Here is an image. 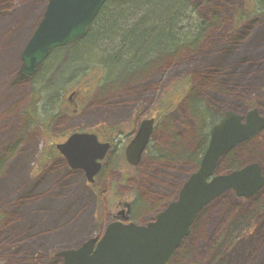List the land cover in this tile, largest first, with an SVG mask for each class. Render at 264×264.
<instances>
[{
	"label": "rangeland",
	"instance_id": "374dc122",
	"mask_svg": "<svg viewBox=\"0 0 264 264\" xmlns=\"http://www.w3.org/2000/svg\"><path fill=\"white\" fill-rule=\"evenodd\" d=\"M48 2L0 0V161L5 160L0 171V264H57L53 257L57 250L77 247L88 238L104 233L119 210L120 200L132 202L137 208L133 214L137 223L151 221L175 198L178 187L193 170L194 157L208 128L205 129V125L210 122L205 118H199L198 122L188 99L173 93L174 88L178 86L177 91L184 93L188 87L182 83L190 79V89L195 92L198 81L206 80L204 69L216 66L225 52L231 54L225 58L236 69L243 89L239 90L237 98L221 96L223 98L219 104L214 103V107L238 113L257 109L264 117V20L253 17V20L239 22L236 16L237 11L243 9L248 14L255 8V2L196 0L191 6L193 12L188 13L193 23L197 24L198 20L213 13L222 23L203 42L200 54L204 57L189 63L185 57L188 54L180 52L179 57L173 62L168 60L158 72L151 69L126 82L105 77L88 95L89 104L85 110L74 120L61 116L48 137L31 125L25 107L32 103L35 86L41 77L49 74L53 60L49 66L45 64L40 77L15 83L23 48L41 21ZM4 36L10 37L9 43H4ZM223 59L219 61L226 62ZM240 59L249 62L238 63ZM196 69H201L197 76ZM250 72L253 73L248 74ZM90 76L94 77L89 75L86 79ZM234 79L230 81L233 83L237 77ZM147 83L149 88L141 89ZM75 86L68 84L65 92L60 89L57 96L55 88L54 101L46 98L40 105L41 114L46 118L57 115L61 107L65 110L66 100ZM129 87L139 89L127 92ZM167 95L174 97L164 99ZM162 101L165 102L164 109H161ZM174 106L172 112L159 118ZM137 112H144L148 118L157 121L161 119L157 122L152 152L144 156L137 169L126 162L124 148L116 153L112 151L96 183L90 185L83 171H71L60 157L52 161L42 157L47 147L65 141L70 132L78 128H92L93 133L102 136L103 127L111 130L119 124V131L128 134L138 125L135 121ZM119 140L124 144L128 142L124 135ZM251 141L264 147V132ZM263 157L258 158L264 166ZM228 163L226 159L221 163L219 173L228 172ZM144 208L147 209L145 212ZM257 211L258 208H251L247 213L252 215ZM233 217V210L224 214L221 207L205 213L194 230L192 241H187L184 246L188 245L187 254L177 256L171 264H229L234 262L232 259L240 260V264H264L263 240L253 241L254 235L241 236L242 227L237 226V221L231 222ZM49 228L54 230L47 235Z\"/></svg>",
	"mask_w": 264,
	"mask_h": 264
},
{
	"label": "trees",
	"instance_id": "16d2710c",
	"mask_svg": "<svg viewBox=\"0 0 264 264\" xmlns=\"http://www.w3.org/2000/svg\"><path fill=\"white\" fill-rule=\"evenodd\" d=\"M194 1L196 0H108L92 24L86 38L73 45L56 50L46 62L49 66V63L53 60L51 68H48L49 74L41 77V81L35 86L32 103L25 110L31 125L41 129L48 137H51L50 130L56 116L51 115L45 118L40 112V105L46 98L54 101L55 88L57 96L60 89L64 91L68 84L73 83L76 85L73 90L85 89L91 94L93 88L101 80L104 81L105 77H107V80L118 78L119 82H126L137 74L148 73L151 69L158 72L168 60L173 62L176 57H179L180 52L188 54L185 57L189 60V63L197 61V58L204 57L200 54L203 42L210 33L221 27L222 23L221 18L215 13L204 20H198L197 24L193 23L188 13L189 11L193 12L191 6ZM251 1L255 2V8L248 11V14L244 12V9L237 11L236 16L239 22L253 20V17H261L260 19L264 20V0ZM194 53H198V57H196L197 55L192 56ZM228 55L231 54L227 51L220 56L225 58ZM190 57L191 59H189ZM223 60L226 62L217 61L216 66H209L204 69L206 70L204 75L206 80L202 81L203 83L197 80L199 84L195 92L187 90L184 93H179L177 91L178 86L174 88L175 92H173L180 95L182 99H188L190 109L194 112V118L208 119L211 126H214L220 120L222 111V109L219 110L214 107V103L219 104L223 97L237 98L236 95L239 90L243 89V86H240L236 69L230 64L231 61L229 62L227 58ZM244 61L249 62L240 59L238 63ZM200 71L201 69L196 71V76ZM89 75L94 77L90 76L89 79H86ZM234 76L237 79L232 83L230 79L233 80ZM80 78H82L81 81L76 83ZM182 84H186L190 89L191 81L188 79ZM130 87L127 92L138 91L139 89ZM148 88V83L143 88L141 87L144 90ZM189 93L191 95H188ZM173 97V95H167L164 99H173ZM164 103L162 101L161 109L165 108ZM175 108L174 106L167 109L159 115V118H164ZM61 111L63 110L60 108L57 115ZM47 118L49 119L47 120ZM253 143L252 141L247 142L227 156L229 161L227 165L228 172L241 168L248 162L260 161L258 157L264 156V147H258ZM56 154L55 147L50 145L44 150L42 157L47 161H51ZM4 165L5 160H1L0 171ZM229 202L234 203L235 207L230 206L225 210L233 209L235 212V217L232 218L231 222L237 221V226L242 227L241 236L243 234H248L247 236L254 235L253 241L263 240L264 242V203L262 202L258 211L252 215L247 213L253 208L252 203L245 200L239 201L236 198L225 199L218 208ZM153 205L154 203L150 206ZM238 208L240 209L237 210ZM52 230L54 229L49 228L47 235L52 234ZM218 244L219 241H217L216 246ZM36 255H33V257L35 258ZM232 261L234 262H229V264H240L238 259H232Z\"/></svg>",
	"mask_w": 264,
	"mask_h": 264
},
{
	"label": "water",
	"instance_id": "95a60500",
	"mask_svg": "<svg viewBox=\"0 0 264 264\" xmlns=\"http://www.w3.org/2000/svg\"><path fill=\"white\" fill-rule=\"evenodd\" d=\"M107 1L49 0L42 20L23 49L16 82L33 79L56 50L86 38ZM154 124V119L145 120L128 146L126 156L130 165L140 163ZM263 129L264 117L257 109L245 116L228 112L213 129L199 170L155 222L146 226L112 222L102 236L91 237L77 248L61 249L57 256L63 258V264H167L189 235L200 211L211 201L228 191H234L240 198H251L264 187V174L258 163L228 175H216L221 158ZM56 148L70 168L83 171L87 182L92 184L111 145L100 143L94 134L76 133Z\"/></svg>",
	"mask_w": 264,
	"mask_h": 264
},
{
	"label": "flooded vegetation",
	"instance_id": "af4514ba",
	"mask_svg": "<svg viewBox=\"0 0 264 264\" xmlns=\"http://www.w3.org/2000/svg\"><path fill=\"white\" fill-rule=\"evenodd\" d=\"M203 4V3H202ZM37 27V26H36ZM36 27H35V29H36ZM35 29H34V31H35ZM33 31V32H34ZM33 32H32V34H33ZM31 34V35H32ZM29 40V39H28ZM22 54V53H21ZM21 57V56H20ZM21 60V59H20ZM20 71V70H19ZM17 79V78H16ZM15 79V80H16ZM29 81H31V80H29ZM28 81V82H29ZM15 83H19V82H15ZM190 86V85H189ZM188 90H189V88H188ZM191 91H192V89H190ZM90 94V92L88 91V90H82V89H75V90H73L70 94H69V96H68V99L66 100V105H65V107H64V109L65 110H63V111H61L60 112V114L59 115H55L56 117L54 118V121H53V124H52V126L54 125V123L61 117V116H65V117H69V119H72V120H74V119H76V117H78L79 116V114H80V111H82V110H85V108L88 106V102H89V98H90V96H88ZM188 95H191V93H189ZM31 105V103L29 104V105H27L26 107H25V109H27L29 106ZM61 109H62V107H61ZM248 111H250V109L249 110H246V111H243L242 112V114H246ZM228 112H233V113H236V114H238V112H235V111H233L232 109H225V110H222L221 111V114H220V120H218L215 124H214V126H211L210 125V122L209 121H207V123H206V125H205V129L207 128V126H208V128L205 130V133H206V135L204 136V138L202 139L203 140V142H204V144H203V142H202V145H200L199 146V148H198V151H197V155H195V160H194V168H193V170H191L188 174H187V176H186V178H185V180L183 181V183L178 187V189H177V192H176V194H175V198L170 202V203H168L167 205H165V207H163V208H161V210H159V212H157L156 213V215L151 219V221H149V222H147V223H144V224H139V223H137V221H136V219H134L133 218V214L135 215L136 214V211H137V208H135L134 206H133V204H132V202H127V201H123V200H120L119 201V203H118V212L117 213H115L114 215H113V221L112 222H115V221H119V222H121V223H124V224H131V223H135V224H137V225H142V226H146V225H148V224H150V223H153V222H155V220H156V217L160 214V213H162L171 203H173V202H175L177 199H178V197H179V194H180V192H181V190L183 189V187H184V185L186 184V182L190 179V177L195 173V172H197L198 170H199V168H200V166H201V163H202V159H203V157H204V155H205V153H206V151H207V149H208V146H209V143H210V139H211V134H212V131H213V129L224 119V117H225V115L228 113ZM138 113V114H137ZM136 113V118H135V121H136V123L138 124L136 127H133L132 129H131V131L127 134V133H122V131H119L120 129L118 128V125L119 124H116V125H114V126H112L111 127V130H106V128L105 127H103L102 129H101V131H102V136L99 134V133H93V130H91L92 128H88V129H82V128H78L77 130H72L71 132H70V134L67 136V138L65 139V141H63V142H61V143H65L67 140H68V138L71 136V135H73V134H75V133H87V134H94V135H97V137H98V140L101 142V143H109V144H111V151L107 154V156L105 157V159H104V161L102 162V169H101V171H100V173L97 175V177L95 178V181H94V183H96V181H97V178H98V176L103 172V169H104V162L106 161V159L108 158V156H109V154L112 152V151H114V153H116V151H119V149H122V148H124V155H125V159H126V162L129 164V162H128V160H127V156H126V150H127V148H128V146L130 145V143L133 141V139L135 138V136H136V134H137V132H138V130H139V128H140V126H141V124L145 121V120H148V119H152V118H148V114H144V112H137ZM27 116V115H26ZM104 118V117H103ZM155 119V118H154ZM99 121V120H98ZM104 120H102V122H103ZM159 121H161V119L160 120H156L155 119V124H154V132H153V135H152V137H151V139H150V141H149V143H148V145H147V147H146V149H145V151H144V153H143V155H142V157H141V161H140V163L137 165V166H132V165H130L131 167H133L134 169H137V168H139L141 165H142V162H143V159H144V156L146 155V154H148L150 151H151V147H153L152 145H153V140H154V137H155V133H156V129H157V122L159 123ZM246 122V120H245V118H244V120H243V123H245ZM99 123H101L100 121H99ZM96 127L97 126H95L94 127V129H96ZM52 129V128H51ZM264 132V129L259 133V134H257L256 136H259L260 134H262ZM122 135H124L125 136V138H126V140H128V142H127V144H124L122 141H120L119 139H120V137L122 136ZM255 136V137H256ZM202 138V137H201ZM253 139V138H252ZM251 139V140H252ZM251 140H249V141H247V142H250ZM247 142H245V143H242V144H240L239 146H241V145H243V144H246ZM254 144V143H253ZM238 146V147H239ZM237 147V148H238ZM57 151V154H56V156L54 157V158H61L62 160H63V162H65L68 166H69V164H68V162H67V160H66V158L65 157H63L62 155H60V153H59V151L58 150H56ZM152 152V151H151ZM231 153V152H230ZM229 153V154H230ZM154 154V153H153ZM228 154V155H229ZM228 155H226L225 157H223V158H221L220 159V161H219V165H218V168L216 169V175H220L221 173H219V169H220V165H221V163L226 159V163L228 162V158H227V156ZM254 163H258L261 167H262V170H263V174H264V166L262 165V163H260V161H256V160H254L253 161ZM253 162H250V163H253ZM250 163H246L245 165H247V164H250ZM244 165V166H245ZM69 168H70V166H69ZM237 169H240V168H237ZM237 169H235V170H237ZM70 170L71 171H74L75 172V170H72L71 168H70ZM230 172V171H229ZM228 173V172H227ZM224 174H226V173H224ZM209 181H211V179L209 180ZM94 183H92V184H94ZM87 184H89V183H87ZM231 198H236L237 200H239V201H243V200H245V201H247V202H249V203H252V205H253V208H259V206H260V204L263 202L264 203V187L263 188H261L256 194H254L251 198H244V197H242V198H240V197H238L237 195H236V193L234 192V191H228V192H226V193H224L223 195H221L220 197H218V198H216V199H214L213 201H211L205 208H203L201 211H200V213L198 214V216H197V218L195 219V221H194V223H193V225L191 226V229H190V233H189V235L187 236V237H185L182 241H181V244H180V246H179V248L176 250V252L174 253V255L172 256V258L169 260V262L167 263V264H169L174 258H176L177 256H179V257H182V256H185V254H187L186 253V251L188 250V249H186L187 247H188V245L186 246V247H184L185 245H186V242L187 241H192V235H193V233H194V230H195V228L197 227V224L201 221V219L203 218V216L205 215V213H207L208 211H213L214 209H218V206L220 205V204H222L223 202H224V200L225 199H231ZM234 204V203H232V202H229V203H226L225 205H223L222 207H221V209L223 210V212H224V214H228V213H230L233 209H230V210H225V208H229L230 206L228 205V204ZM127 204H129L130 205V207L128 208V207H126V205ZM232 206V208H234L235 207V204L234 205H231ZM262 206V205H261ZM147 213V212H146ZM146 213H145V215H146ZM144 215V214H143ZM140 216H142V213L140 214ZM111 222V223H112ZM110 224V223H109ZM108 224V225H109ZM107 225V226H108ZM107 228V227H106ZM106 228H105V230H106ZM89 239V238H88ZM86 241V240H85ZM84 241V242H85ZM83 242V243H84ZM82 243V244H83ZM81 244V245H82ZM81 245H79V246H81ZM79 246H77V247H79ZM77 247H70V248H68V249H73V248H77ZM184 247V248H183ZM59 251L57 250V252H54V254H53V257H54V259L57 261V264H63V258H61V257H58L57 256V253H58ZM212 262V261H211ZM213 264V263H212Z\"/></svg>",
	"mask_w": 264,
	"mask_h": 264
},
{
	"label": "bare ground",
	"instance_id": "6f19581e",
	"mask_svg": "<svg viewBox=\"0 0 264 264\" xmlns=\"http://www.w3.org/2000/svg\"><path fill=\"white\" fill-rule=\"evenodd\" d=\"M202 2H206V0H201ZM4 38H5V41H4V43L5 44H7V43H9L10 42V37H5L4 36ZM10 64V63H9ZM12 65L10 64V67H11Z\"/></svg>",
	"mask_w": 264,
	"mask_h": 264
}]
</instances>
